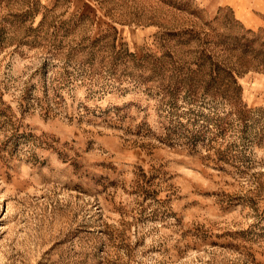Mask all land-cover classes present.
<instances>
[{
    "label": "rangeland",
    "instance_id": "1",
    "mask_svg": "<svg viewBox=\"0 0 264 264\" xmlns=\"http://www.w3.org/2000/svg\"><path fill=\"white\" fill-rule=\"evenodd\" d=\"M0 264H264V0H0Z\"/></svg>",
    "mask_w": 264,
    "mask_h": 264
},
{
    "label": "crops",
    "instance_id": "2",
    "mask_svg": "<svg viewBox=\"0 0 264 264\" xmlns=\"http://www.w3.org/2000/svg\"><path fill=\"white\" fill-rule=\"evenodd\" d=\"M238 1H239V0H238ZM240 1H242V2H243L244 0H240ZM237 6H239V7H240V5H237ZM242 8H243V11H244V7H242ZM241 10H242V9H241ZM244 12H245V11H244Z\"/></svg>",
    "mask_w": 264,
    "mask_h": 264
}]
</instances>
